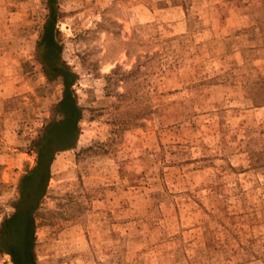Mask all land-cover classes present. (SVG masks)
<instances>
[{
	"label": "rangeland",
	"instance_id": "obj_1",
	"mask_svg": "<svg viewBox=\"0 0 264 264\" xmlns=\"http://www.w3.org/2000/svg\"><path fill=\"white\" fill-rule=\"evenodd\" d=\"M64 68L37 264H264V0H0V227Z\"/></svg>",
	"mask_w": 264,
	"mask_h": 264
},
{
	"label": "trees",
	"instance_id": "obj_2",
	"mask_svg": "<svg viewBox=\"0 0 264 264\" xmlns=\"http://www.w3.org/2000/svg\"><path fill=\"white\" fill-rule=\"evenodd\" d=\"M53 20L46 33V54L52 58L59 49L54 38ZM66 83L64 95L56 104L58 117H53L42 129L37 140V165L23 175L19 185V198L14 209L1 222L0 246L11 255L13 264H37L35 245V210L45 190L50 166L56 150L74 146L77 136L80 106L71 92L73 72L63 69ZM71 78V79H70Z\"/></svg>",
	"mask_w": 264,
	"mask_h": 264
}]
</instances>
